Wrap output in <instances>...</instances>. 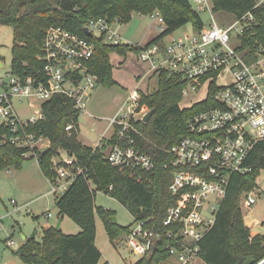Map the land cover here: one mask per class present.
Instances as JSON below:
<instances>
[{"label":"built area","instance_id":"1","mask_svg":"<svg viewBox=\"0 0 264 264\" xmlns=\"http://www.w3.org/2000/svg\"><path fill=\"white\" fill-rule=\"evenodd\" d=\"M191 2L200 14L209 15L201 30L193 26L190 34H170L168 42L163 38L141 45L139 53L155 72L181 73L188 80L184 96L191 89L206 88L205 97L198 102L205 101L214 87L213 103L189 118V133L169 151L172 158L165 164L171 168L169 191L179 202L167 209L160 222L134 218L125 234L127 246L140 258L162 247L176 258V264H189L194 256H199V243L216 223L231 177L254 169L251 154L264 140V40L251 50L243 47L242 38L257 23L254 10L264 9V0H254L251 10L224 24L215 17L213 0ZM155 14L164 23L160 12L151 16ZM122 20L119 17L116 22ZM113 24L105 17L92 18L85 28L97 36L105 34L107 44H120L121 37L112 30ZM94 51V43L78 33L62 26L46 29L42 53L38 55L43 66L36 69L34 76L23 79L11 72L10 84L0 81L5 88L0 94V152L9 143L25 149L24 157H35L39 162L50 141L30 127L44 118L42 104L55 95L72 100L81 113L86 110L92 91L100 84V75L89 64ZM139 97V92L133 91L129 101L135 102V109L126 114L122 108L110 121L117 142H109L112 134L105 142L103 137L98 146L105 147V157L112 166L143 182L148 178L142 172H153L156 162L135 146ZM30 105L39 109L25 115L20 107ZM71 129L69 125L67 130ZM52 170L55 194L63 193L84 171L64 150L53 157ZM257 200L254 189L243 194L241 204L250 208ZM257 264H264V259Z\"/></svg>","mask_w":264,"mask_h":264},{"label":"trees","instance_id":"2","mask_svg":"<svg viewBox=\"0 0 264 264\" xmlns=\"http://www.w3.org/2000/svg\"><path fill=\"white\" fill-rule=\"evenodd\" d=\"M214 10L228 11L240 17L254 7V0H213ZM159 11L166 29L156 42L191 23L197 30L203 28L204 20L195 10L191 0H9L6 8L0 9V27L11 26L14 32L12 47V72L26 78L35 75L43 66L38 60L46 29L62 26L87 38L95 45L94 55L89 62L100 75V83L106 86L118 84L112 76L113 65L110 54L118 51L124 56L141 46L130 44H107L105 34H87L85 26L92 18L105 17L122 23L131 19L133 12L142 15ZM256 22L242 36L243 47L256 49L264 40V9L254 10ZM158 73V87L153 92L140 91L137 112L146 106L153 111L150 118L134 121L137 132L133 133L135 146L151 155L156 162L153 172H142L147 181H137L126 170L112 166L106 159L104 146H89L79 139V118L81 112L72 100L55 95L42 104L44 118L30 127L50 141L45 153L40 155L39 165L48 178H52L53 157L64 150L83 168V173L57 196L56 205L61 215H68L81 228L77 234H66L62 229L51 226L43 230L42 239L28 238L15 252L26 264H100L102 251L96 243L97 214L104 221L111 241L127 234L130 226L113 221L115 212L96 206V194L104 191L116 198L131 212L135 219L153 218L162 221L167 209L179 202L169 191L171 168L165 167L172 154L170 149L177 145L189 132V118L206 105L213 103L214 87L205 101L181 107L183 90L188 80L177 72L161 70ZM72 125L71 130L67 127ZM110 143L117 142L113 134ZM25 149L6 143L0 152V169L22 167ZM254 169L245 174L231 177L228 192L222 201L216 223L200 241L198 252L206 264H257L264 259V233L252 234L246 224L241 206L245 192L256 188V180L264 168V140L257 143L252 154ZM170 258L162 247L146 254L133 264H164Z\"/></svg>","mask_w":264,"mask_h":264},{"label":"rangeland","instance_id":"3","mask_svg":"<svg viewBox=\"0 0 264 264\" xmlns=\"http://www.w3.org/2000/svg\"><path fill=\"white\" fill-rule=\"evenodd\" d=\"M192 1V0H191ZM9 0H0V9L8 6ZM204 22L208 23L209 15L201 13ZM218 22L230 23L235 15L228 11L215 12ZM166 29L165 23L159 21L155 14L142 15L133 12L128 22H114L112 30L117 31L123 44L145 46L155 40ZM193 25L188 23L172 33L181 36L192 33ZM169 36L164 42L169 41ZM14 32L11 26L0 27V81L10 84L12 72ZM113 65L112 76L118 84L106 86L99 84L91 94V98L79 118V139L86 145L96 146L104 137V142L111 136L114 127H110V120L124 108V113L129 114L130 109H135V102L129 101L133 91L153 92L158 87V73L151 66L142 61L139 50H131L127 56L118 51L110 54ZM0 85V94L4 91ZM206 95V88L200 91L189 90L181 102V107H189L202 100ZM140 98V97H139ZM25 115L31 113L36 106L20 107ZM146 112V113H145ZM149 109L144 106L135 113V118L141 119ZM108 126L110 128H108ZM63 151V150H62ZM255 193L258 194L257 202L250 208L242 204L245 222L251 228L252 234L256 231L264 233V168L256 180ZM52 190L51 179L41 169L35 157H28L23 161L22 167L0 169V264H26L15 253L19 249L23 236L30 237L36 234V239H42L43 230L55 226L61 216L56 205L57 196ZM96 206L111 209L115 212L117 223L128 226L134 221L131 212L116 198L98 191ZM257 222V223H256ZM96 243L102 251L100 264H133L140 257L134 254L127 246L126 235L123 234L111 241L106 231L101 215L97 214ZM82 228L68 215L63 216L62 231L66 234H77ZM13 241V242H12ZM175 257H170L164 264H176ZM189 264H206L199 257L194 256Z\"/></svg>","mask_w":264,"mask_h":264},{"label":"water","instance_id":"4","mask_svg":"<svg viewBox=\"0 0 264 264\" xmlns=\"http://www.w3.org/2000/svg\"><path fill=\"white\" fill-rule=\"evenodd\" d=\"M85 32H86L87 34L91 35V33L88 32V29H87V28H85ZM1 65H2V64L0 63V66H1ZM152 113H153V111H149V112L145 115V117H144L143 120L147 121V120L150 118V116H151ZM46 151H47V149L44 151V153H45ZM63 216H64V215H61V216H60V218H59L57 224L55 225V227L58 228V229H62V220H63ZM113 221H117V218H116L115 216L113 217ZM35 236H36V234L33 233L32 236H31V238H34ZM156 248H157V244L154 245V249H156Z\"/></svg>","mask_w":264,"mask_h":264},{"label":"crops","instance_id":"5","mask_svg":"<svg viewBox=\"0 0 264 264\" xmlns=\"http://www.w3.org/2000/svg\"><path fill=\"white\" fill-rule=\"evenodd\" d=\"M111 121V120H110ZM109 126H110V124H109ZM108 126V128H110ZM112 134H113V132H112ZM112 134H111V136H112ZM110 136V137H111ZM110 137H109V139H110ZM96 146H98V145H96ZM96 146H93V147H96ZM257 223V222H256ZM247 224V223H246ZM248 225V224H247ZM249 226V225H248ZM98 229V228H97ZM256 233H258L257 231L254 233V234H256ZM31 237V236H30ZM30 237H26V236H23V239H21L20 240V245H19V248L26 242V240L28 239V238H30Z\"/></svg>","mask_w":264,"mask_h":264}]
</instances>
